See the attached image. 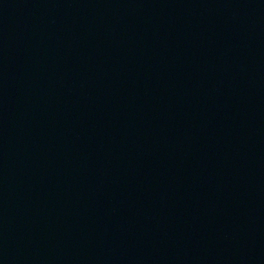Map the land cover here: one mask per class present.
I'll use <instances>...</instances> for the list:
<instances>
[{
  "label": "water",
  "instance_id": "obj_1",
  "mask_svg": "<svg viewBox=\"0 0 264 264\" xmlns=\"http://www.w3.org/2000/svg\"><path fill=\"white\" fill-rule=\"evenodd\" d=\"M0 264H264V0H0Z\"/></svg>",
  "mask_w": 264,
  "mask_h": 264
}]
</instances>
